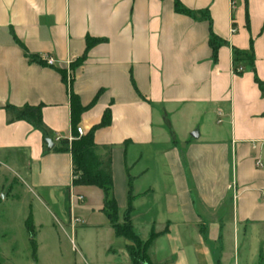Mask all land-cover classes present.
I'll list each match as a JSON object with an SVG mask.
<instances>
[{
	"label": "crops",
	"instance_id": "0c3cea01",
	"mask_svg": "<svg viewBox=\"0 0 264 264\" xmlns=\"http://www.w3.org/2000/svg\"><path fill=\"white\" fill-rule=\"evenodd\" d=\"M175 1L0 0V176L40 191L46 206L69 198L73 209L86 189L73 186L71 154L46 153L45 143L73 137V94L84 135L110 112L95 143L111 148L121 216L133 179V226L143 242L156 235L151 264H260L264 96L247 61L234 73V51L253 52L264 84V0H178L209 20L177 13ZM211 32L225 42L216 61ZM88 38L102 43L73 65ZM25 106H42L47 137L7 123L8 107ZM83 226L101 235L107 262L132 264L109 219Z\"/></svg>",
	"mask_w": 264,
	"mask_h": 264
},
{
	"label": "rangeland",
	"instance_id": "374dc122",
	"mask_svg": "<svg viewBox=\"0 0 264 264\" xmlns=\"http://www.w3.org/2000/svg\"><path fill=\"white\" fill-rule=\"evenodd\" d=\"M0 176V257L4 264H113L107 262L102 248L106 243L98 232L88 230L83 225H108L106 215L99 211L103 207L104 193L99 188L86 189L81 195L85 201H76L73 209L66 198L59 208L46 206L39 201L41 192L16 181L12 187L11 176L2 171ZM8 183H5V180ZM4 186V187H3ZM4 188V189H3ZM83 190V191H84ZM78 196V194H76ZM32 216L34 232L26 229V221ZM71 216L79 220L71 231ZM119 222H123L119 216ZM77 233V234H76ZM39 246L33 256L31 239ZM124 240L119 239L115 246ZM105 244V245H104ZM104 246V247H103ZM90 251L92 259L81 250ZM84 249V250H85Z\"/></svg>",
	"mask_w": 264,
	"mask_h": 264
},
{
	"label": "trees",
	"instance_id": "16d2710c",
	"mask_svg": "<svg viewBox=\"0 0 264 264\" xmlns=\"http://www.w3.org/2000/svg\"><path fill=\"white\" fill-rule=\"evenodd\" d=\"M175 9L179 14L190 16L194 19L200 20H209L208 14L199 13L194 14L186 9H184L178 0L175 1ZM102 43V40L88 38L86 40V51L84 55L78 59L73 65H81L88 52ZM225 44L220 38L216 37L212 32L210 36V47L213 52V58L217 60V54L220 49ZM235 66L234 73L241 74L244 72V68L240 67L239 61L244 60L249 64L250 70L255 75V81L258 85L262 95L264 96V84L258 79L256 75V70L254 67L255 59L253 52L242 53L235 50ZM75 67V66H74ZM239 69H242L239 72ZM63 80L66 81V73H62ZM72 101V127H73V141L69 143L67 139L62 140L59 145L55 146L51 151L58 154H71L72 156V173H73V186L74 187H96L103 191L105 200L104 207L102 212L109 219L110 224L112 225L115 235L117 237L124 238L128 241L129 245L127 246V252L132 264H151L148 258V249L151 245L156 235H152L150 240L143 242L138 235L136 229L132 223V214H133V202L134 196L132 195V183L133 179L129 178L128 185V204L126 211L122 215L123 222H119V209L116 198L114 196V179L112 171V157H111V148L109 147H99L95 143L94 135L98 129L107 128L111 125V115L107 111L104 114V117L99 125L91 129L87 134L79 137L77 133L78 124L80 117L84 112V108L76 100V97L71 94ZM7 115L9 125L15 124L17 122L26 121L32 124L37 130L41 131L44 137L48 136V131L43 123L42 119V106L32 107L25 106L22 109H16L13 107L7 108ZM169 133L171 130L168 129ZM47 148V146H46ZM102 150L105 152L104 155L99 154V151ZM27 231L32 234L34 232L32 216H30L26 222ZM31 247L33 251V256L37 255V243L32 238ZM0 264H4V261L0 258ZM260 264H264V261Z\"/></svg>",
	"mask_w": 264,
	"mask_h": 264
},
{
	"label": "built area",
	"instance_id": "2783aa9c",
	"mask_svg": "<svg viewBox=\"0 0 264 264\" xmlns=\"http://www.w3.org/2000/svg\"><path fill=\"white\" fill-rule=\"evenodd\" d=\"M232 33H236V29L233 28L232 30ZM46 63L48 66H54L55 65V62L53 59L49 58V59H46ZM242 69H239V72H241ZM77 133H78V136L81 137L84 135V131L81 127H78L77 128ZM63 139L62 138H58L57 139V142H61ZM69 141V143H71L73 141V137H70L67 139ZM258 166H261V164L259 163ZM262 197H263V200H264V191L262 192ZM74 198V200H77L78 202H83L84 201V198L82 196H72V199ZM72 222L75 223V222H79V220H76V219H72Z\"/></svg>",
	"mask_w": 264,
	"mask_h": 264
},
{
	"label": "water",
	"instance_id": "95a60500",
	"mask_svg": "<svg viewBox=\"0 0 264 264\" xmlns=\"http://www.w3.org/2000/svg\"><path fill=\"white\" fill-rule=\"evenodd\" d=\"M192 137L198 138V134L195 133L194 135H192ZM45 143L47 145L48 151H51L54 148V144L52 143L51 140H46Z\"/></svg>",
	"mask_w": 264,
	"mask_h": 264
}]
</instances>
